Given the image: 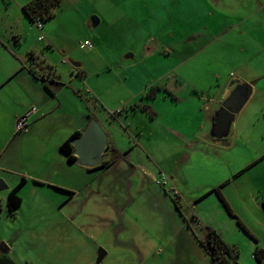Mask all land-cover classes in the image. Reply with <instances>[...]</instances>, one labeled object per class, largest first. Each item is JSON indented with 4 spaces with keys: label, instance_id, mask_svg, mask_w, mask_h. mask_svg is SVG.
Wrapping results in <instances>:
<instances>
[{
    "label": "rangeland",
    "instance_id": "1",
    "mask_svg": "<svg viewBox=\"0 0 264 264\" xmlns=\"http://www.w3.org/2000/svg\"><path fill=\"white\" fill-rule=\"evenodd\" d=\"M10 1L13 0H0V22L10 14L5 9ZM75 3L80 4L78 9ZM145 5H148L147 0H75L74 3L61 0L55 17L41 23L48 28L50 38L44 32L38 33L45 39L38 44L60 72V81L75 83L83 99L91 97L94 104L95 100L103 99L112 106L117 99L132 96L118 76L119 65L145 62L143 70H138L139 83L144 89L136 99L138 103L142 100L143 105L130 112L118 102L116 109L121 116L116 117L112 116L115 112L111 113L116 109L104 111L98 104L97 110L107 120L110 143L123 158L127 156V163L132 162L135 168L139 157L138 161L152 172L151 178L142 179L139 170L133 168L125 173L123 187L111 183L109 190L101 189L106 194L102 201L107 204L127 196L130 203L122 211L129 230L118 232L116 238L110 228L101 230V209L105 202L98 207L88 203V207L79 211L80 200L79 203H66L67 195L40 187L30 178L39 173L47 177L55 171L60 185L65 177L63 172L78 171L67 165L59 173L55 169L61 157L58 151L47 147V141L52 140V144L56 141L50 120L57 116L51 115L35 132L17 135L18 139L10 145V150H18L21 165L10 170L0 168V182L4 186L0 189V247L4 245L8 249L6 255L15 264H89L93 259V263L96 261L99 249L108 252L100 264H212L198 245L208 228L235 250L237 264H257L253 254L256 249H264V101L248 105L243 119L232 131L235 135L227 149L198 146L193 150L175 142L181 147L174 151L175 156L190 153L192 157L187 164L178 165L179 179L169 181L173 173L165 162V155L171 150L166 149L165 139L173 141V136L163 125H158L152 132L142 131L139 139L135 129L128 124L129 120L140 119L143 115L149 120L151 114L147 106L154 104L161 109L163 100H198L202 93L200 89L214 91L219 82L217 77L223 81L235 70L229 63L227 40L214 41L218 27L205 20L203 10L173 4L174 19L170 23L169 19H154L156 10H148ZM145 10L151 13V18H146ZM164 10L160 9L162 13ZM91 18L102 22L93 27ZM47 41H51L52 48L47 46ZM85 41L92 49L80 47ZM23 42L21 48L24 50L25 45L32 42V36L24 38ZM219 48L226 50L222 49L221 53ZM3 60L5 58L0 55V66L4 64ZM70 63L80 66V76H70ZM22 93L17 84L0 91V143L12 131L16 134L14 125L11 131L9 119L24 100H19ZM117 119H122V123L119 124ZM136 140L154 150L157 158L143 160L134 146ZM132 146L134 148L130 149ZM44 162L51 168L37 167L38 163ZM160 173L166 185H155L157 180L161 181ZM21 180L25 181L18 191L21 206L11 217L6 212L5 199ZM149 189L172 200L178 196L182 217L188 223L189 237L181 234L178 240L174 239L170 234L172 228L163 220V212L144 211ZM217 189L235 218L228 215L219 201ZM97 200L101 201V196H97ZM84 201L83 196V204ZM85 209L90 212L85 213ZM148 214L156 216L151 219ZM192 217L196 222L191 220ZM236 219L249 235L238 227ZM134 227L137 237L135 235L133 240L140 252L127 240ZM145 250L147 253L143 252ZM30 254L31 259H22Z\"/></svg>",
    "mask_w": 264,
    "mask_h": 264
},
{
    "label": "crops",
    "instance_id": "2",
    "mask_svg": "<svg viewBox=\"0 0 264 264\" xmlns=\"http://www.w3.org/2000/svg\"><path fill=\"white\" fill-rule=\"evenodd\" d=\"M29 1H10L5 7L6 11L10 12V14L4 22H0V55H3L5 58L3 60L4 64L0 66V91L17 84L21 86L23 92L19 100L21 98H24V100H21L19 109L12 111L10 115L11 131L16 119L29 107L35 106L37 113L30 119L29 129L26 133L13 134L12 131L9 136L4 137V140L0 143V147L2 148L0 151V168L10 170L15 165L16 167L21 165L18 159V150H15V148L14 150L13 148L11 150L9 149L10 145L18 139L17 135L33 133L37 127L39 129L43 125L41 122L46 118L51 115L57 116L58 120H50L53 127L51 133H55L56 141L54 144H52V140L47 141V147L58 151L61 157V160L57 163L58 167L55 169L59 173L67 165L78 169V171L69 169L68 172H63L65 177L63 178V184L60 185L55 171H52V175L47 177H42L41 173H39L37 176L32 175L30 178L36 181L34 183L40 187H46L55 193L67 195L68 199H66V203H79L78 200H80L79 211H83L84 207H88L90 204L98 207L105 202L102 200L106 198V194L101 189L109 190L111 183L113 185L114 183L117 184L118 188L123 187L125 173L134 168L131 161V163H127V158H125L127 156L123 158L116 150L114 144L110 143L107 120L97 111L98 104L102 110L106 111L107 108L115 110L119 107L118 102H120L121 107L129 109L130 112L137 111L136 107L143 104L142 100L138 103L136 99L142 94L144 89L139 83L138 70H143L145 62L133 66L119 65L120 73L118 76L128 91L132 93V96L129 98L125 100L117 99L112 106H109L103 99L95 100V104L91 97L88 100H84L81 91L75 83H63L60 81V72L52 66L50 57L38 44L45 40L39 41V32H44L48 38H50V34L46 26H42L38 30L35 23L31 22L23 13L22 8ZM72 1L74 3L75 0ZM147 2L148 5H145L146 9L156 10L152 16L154 19H169L170 23L174 19L173 4L185 9L195 8L203 10L201 13L205 15V20L207 19L210 24L218 27L214 41L220 42L227 40L228 44L225 45L227 50L219 48V51L221 53L223 52L222 49L227 51V55L230 57L229 63L232 64L235 70V73L229 77L230 79L224 78L223 81H220L221 78L218 76L219 82L214 91L208 92L203 89L201 91L200 89L199 92L202 93L198 100H163L161 108L163 111H160L159 106H155L154 104L147 106L150 110L148 113L151 114L149 120H147L148 116L146 115H143L140 119L129 120L128 124L132 125L135 129V134L139 139L142 137V131L147 130L148 133L152 132L153 127L158 125H163L169 134L173 136L175 141L165 139L166 149L171 150L167 156L165 155V162L168 163L167 165L173 173L169 179V181H172L177 178L179 179L180 172H177L178 165L187 164L192 157L190 153L175 156L174 151L181 148L175 142L185 147L189 146L193 150L198 146L208 147L214 150L227 149L231 146L235 135H233L232 131L243 119L248 105L254 101H264V0H147ZM79 5L75 3L77 9ZM161 8L165 9L163 13L160 11ZM205 10L209 11L206 12ZM145 12L146 18H151V13L147 12V10ZM101 22L102 20L100 19ZM100 23L98 21V24ZM226 25L229 27L225 28L224 26ZM222 28H224L223 31H221ZM29 35L32 36V42L27 43L23 50L21 48L24 43L23 40L24 38L27 39ZM50 42L47 41L46 44L49 48H52ZM63 62L65 64L67 63L64 60ZM70 64L72 65L70 76L73 77L74 74L80 76V66L74 63ZM233 80L238 81L240 85H244V93L247 89L250 91L245 103L234 118L226 139V144L220 145L212 134V126L214 124L215 113L219 110L221 104L230 98L231 93L237 86L235 83L230 88L228 87L229 83ZM117 111L118 109L111 112H115V116L111 115L113 117H116V115L121 116V112L117 113ZM91 120H96L107 136L106 152L102 156L101 164L96 167L86 168L77 165V160L75 163H69L66 155L60 152V146L74 134L78 133L81 136ZM117 120L119 124L123 121L122 119ZM24 138L25 136L20 138V140ZM134 146L138 148L142 158L144 157L143 160L149 161L157 158L154 150L149 149L148 146H143L139 141L136 140ZM134 146L130 147V149L134 148ZM194 154L197 155V153ZM138 158L134 169L139 170V175L143 177L142 179L151 178L152 172L145 168L143 163L138 161ZM111 160L114 163L110 167L99 169L103 162H109ZM155 163L157 164V162ZM38 164L37 167H40L42 170L45 167L48 169L51 168L49 163ZM159 175L161 179L164 178L162 177V173ZM67 178L68 180H66ZM79 181H82L80 185H78ZM161 183L162 181L157 180L155 185L163 186L167 184L166 180L164 184ZM92 185L93 187L90 189L89 186ZM146 193L147 207L144 211L147 210L146 212L149 213L157 211L163 212V220L165 222L167 221V225L172 228L170 234L174 239L178 240L181 234L189 237L188 223L182 217L183 209H181L182 207L178 196H176V202L179 210L174 206L172 199L165 196V194L161 196V193L153 189L147 190ZM83 196L85 197V205L82 202ZM97 196H101V201L97 200ZM123 198L115 203L107 204L105 202V206H102L103 209H101L103 213L101 215L100 228H102V231L110 228L115 238L118 232L129 230L126 223H124L122 209L130 202H127V196ZM108 210L110 213H108ZM85 211V213H88L87 211L89 210L85 209ZM148 215L151 219H154L156 216ZM191 220L196 222L194 217ZM132 232L129 236L130 238L128 237L127 240L129 243H133L134 249L138 251L139 246L136 247L133 240L137 237L135 227L132 228ZM131 247L133 248V245ZM140 251L141 249H139ZM104 252L106 253L105 256H107L108 252L106 249H104ZM143 252L147 253V250ZM93 260L89 264H96L95 262L93 263Z\"/></svg>",
    "mask_w": 264,
    "mask_h": 264
},
{
    "label": "trees",
    "instance_id": "3",
    "mask_svg": "<svg viewBox=\"0 0 264 264\" xmlns=\"http://www.w3.org/2000/svg\"><path fill=\"white\" fill-rule=\"evenodd\" d=\"M61 0H30L23 6L22 11L27 18L35 23L40 21L41 23L51 20L55 15V10L59 7ZM80 137V134L72 135L66 142L60 146V152L66 155L69 163H74L76 159L72 156V147L70 142ZM114 163L113 160L109 162H103L99 169L110 167ZM24 180L12 190L6 196L5 208L9 216L13 217L21 206V199L18 195L20 187L23 185ZM219 201L222 203L226 212L231 217L235 218L231 210L227 206L225 200L221 196L219 190H215ZM174 206L179 210V206L176 200H172ZM238 227L249 235L243 224L236 219ZM198 245L202 252L208 257L212 264H237L235 260L236 252L233 248L226 245L219 235L212 229H206V234L203 240L198 241ZM254 260L257 264H264V249H256L253 254ZM0 264H15L6 254H0Z\"/></svg>",
    "mask_w": 264,
    "mask_h": 264
},
{
    "label": "water",
    "instance_id": "4",
    "mask_svg": "<svg viewBox=\"0 0 264 264\" xmlns=\"http://www.w3.org/2000/svg\"><path fill=\"white\" fill-rule=\"evenodd\" d=\"M92 26L98 25L96 18H91ZM237 84L230 98L225 100L219 110L215 113L214 124L212 126V134L220 145L226 144V139L230 131L231 125L240 108L246 101L249 89L244 93V85H240L238 81H231L228 85L230 88ZM74 149L73 155L77 158L76 164L82 167L90 168L99 166L102 162V156L106 152L107 136L96 120H91L87 128L80 137L70 142ZM0 182V189L3 188ZM1 254H7L8 249L2 245L0 247ZM106 253L99 249L95 263L100 264Z\"/></svg>",
    "mask_w": 264,
    "mask_h": 264
},
{
    "label": "built area",
    "instance_id": "5",
    "mask_svg": "<svg viewBox=\"0 0 264 264\" xmlns=\"http://www.w3.org/2000/svg\"><path fill=\"white\" fill-rule=\"evenodd\" d=\"M36 28L40 30L42 28V24L40 21L35 22ZM43 37L39 38V41H42ZM81 48H86L88 50L92 49V46L89 42H84L80 45ZM37 113V108L35 106L29 107L20 117H18L15 121V131L16 133H25L27 132L28 124L30 119ZM162 183H165V179H161Z\"/></svg>",
    "mask_w": 264,
    "mask_h": 264
},
{
    "label": "clouds",
    "instance_id": "6",
    "mask_svg": "<svg viewBox=\"0 0 264 264\" xmlns=\"http://www.w3.org/2000/svg\"><path fill=\"white\" fill-rule=\"evenodd\" d=\"M25 258L31 259V254L29 255V257H22V259H25Z\"/></svg>",
    "mask_w": 264,
    "mask_h": 264
},
{
    "label": "flooded vegetation",
    "instance_id": "7",
    "mask_svg": "<svg viewBox=\"0 0 264 264\" xmlns=\"http://www.w3.org/2000/svg\"><path fill=\"white\" fill-rule=\"evenodd\" d=\"M73 152H74V149L72 148V156L77 160V158L73 155Z\"/></svg>",
    "mask_w": 264,
    "mask_h": 264
}]
</instances>
